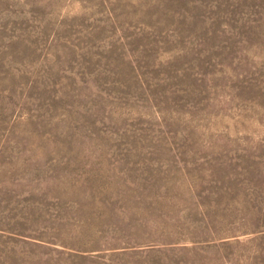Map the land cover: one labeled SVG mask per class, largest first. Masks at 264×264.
I'll return each mask as SVG.
<instances>
[{"label":"rangeland","instance_id":"374dc122","mask_svg":"<svg viewBox=\"0 0 264 264\" xmlns=\"http://www.w3.org/2000/svg\"><path fill=\"white\" fill-rule=\"evenodd\" d=\"M0 264H264V0H0Z\"/></svg>","mask_w":264,"mask_h":264}]
</instances>
